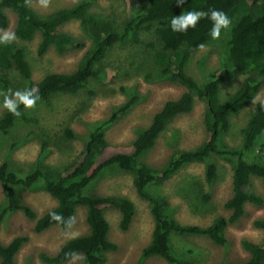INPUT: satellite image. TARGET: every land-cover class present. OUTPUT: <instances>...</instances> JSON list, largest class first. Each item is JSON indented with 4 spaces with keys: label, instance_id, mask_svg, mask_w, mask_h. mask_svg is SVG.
Returning <instances> with one entry per match:
<instances>
[{
    "label": "trees",
    "instance_id": "trees-1",
    "mask_svg": "<svg viewBox=\"0 0 264 264\" xmlns=\"http://www.w3.org/2000/svg\"><path fill=\"white\" fill-rule=\"evenodd\" d=\"M30 1L0 0V28L7 26L5 9L11 10L16 17L12 32L17 38L29 40L35 32L40 33L38 54L49 47L58 54L74 48H84V51L74 71L48 72L39 81L30 82L31 71L24 49L15 47L14 42L0 43V90L5 91L9 87L11 80L6 71L13 69L25 88L35 87L39 90L40 99L37 103L47 105L53 93H74L97 78L101 74L98 62L111 42L136 44L141 42L140 33L151 31L158 44L154 53L156 79L162 77L176 82L183 86L184 91L178 97L166 100L152 115L148 125L137 130L131 152L120 151L106 156L102 162L95 161L90 169L84 166L92 153L99 156L105 147L99 126L91 127L87 133L81 152L83 162L74 166L58 170L44 164L43 169L27 170L10 167L5 161L0 163V182L5 195L0 221L5 212L21 206L25 216L35 219L34 229L40 231L58 224L51 219L50 212L61 214L67 220L74 215L75 206L83 204L88 233L67 239L53 255L40 253V258L48 263H62L74 253L82 252V264H102L104 251L115 247L106 238L107 222L103 210L108 207L118 210V227L122 230L128 227L134 211L131 201L123 196L93 198L84 191L103 167L112 165L131 173L137 195L149 202L154 224L148 243L141 249L143 256L158 255L168 264H193L189 258L175 254L169 240L172 234L205 236L214 244H223L226 225L241 217L245 203L259 205L262 202V197L250 189L252 176L259 177L264 184V101H257L253 112L247 117L240 131L241 143L238 147L219 145L217 138L227 129L228 116L239 110L264 86V0H184L183 4L177 0H144L140 4H136V0H127L125 5L128 11L119 23L115 22L113 16L91 11L90 0H78L46 15L36 14L29 5ZM211 9L225 12L231 19V26L222 30L218 39L219 44L223 45L218 69L210 73L208 78L198 81L186 71L185 66L199 45L213 40L210 36L212 21L202 18L195 28H189L187 32L172 31L170 22L182 12H208ZM70 20L78 21L82 32L89 39L87 43L59 29V26ZM238 75H243L241 83L221 101L218 96L220 84ZM194 99L205 104L203 121L206 139L190 149L177 150L167 158L161 169H153L140 161L139 156L154 145L172 117L192 109ZM136 102V94H128L127 100L117 107L109 120L130 109ZM21 114L17 118L6 110L0 115V132L6 133L16 120L24 123L35 121ZM211 154L232 158L230 194L222 204L228 210V215H216L205 226L179 223L164 212V198L152 193L149 186L167 178L189 162H202L205 181L209 185L214 184L219 178V166L213 162ZM36 181H40L56 200V205L40 216H35L32 209L22 206L15 192V189L30 187ZM252 224L264 230V217L254 219ZM58 225L65 228L62 224ZM25 239L23 235H15L6 244L0 242V264H15L13 257ZM241 246L249 253L245 262L221 261L217 264H264V243L242 240Z\"/></svg>",
    "mask_w": 264,
    "mask_h": 264
},
{
    "label": "rangeland",
    "instance_id": "rangeland-1",
    "mask_svg": "<svg viewBox=\"0 0 264 264\" xmlns=\"http://www.w3.org/2000/svg\"><path fill=\"white\" fill-rule=\"evenodd\" d=\"M76 1L78 0H51L49 6L44 8L39 0H32L29 5L36 14L46 15ZM143 1L136 0V4ZM90 3L91 11L113 16L116 23L125 18L128 11L125 5L127 0H90ZM5 13L7 26L0 30L12 32L15 14L7 9ZM59 29L75 36L80 42L87 43L89 40L77 20L65 22ZM40 38V33L35 32L29 40L17 38L14 42L15 47L24 49L31 71L30 82L39 81L48 72L74 71L84 48H74L58 54L49 47L38 54ZM140 38L141 42L136 44L121 45L111 42L98 62L101 74L90 80L84 89L71 94L53 93L47 105L37 103L34 109L20 107L25 116L35 121L24 123L16 120L6 133L0 132V163L5 161L10 167L27 170L42 168L44 164L58 170L74 166L83 162L81 152L87 133L94 126H99L103 132L105 147L99 156L92 153L85 168L90 169L95 161L102 162V158L116 152H131L132 140L137 130L148 125L152 115L166 100L174 99L184 91L183 86L176 82L162 77L156 79L154 53L158 44L155 36L151 31H145L140 33ZM203 45V49L198 46L191 53L185 66L186 71L198 81L208 78L210 73L218 69L219 55L223 50L218 39ZM16 73L13 69L6 71L11 83L5 91L25 89V84L20 82ZM242 78L243 75H238L220 84L218 96L221 101L239 86ZM130 93L137 96L135 105L109 120ZM3 99L0 96V115L6 111L2 107ZM253 99L255 103L264 101V86L239 110L228 116V127L217 138L219 145L231 148L239 146L241 128L254 109ZM204 109V102L194 99L189 112L173 116L154 145L139 156L140 161L158 170L177 150L190 149L205 140ZM210 157L219 166V178L212 185L204 179V164L189 162L167 178L149 186L152 193L164 198V212L179 223L205 226L216 215H228V210L222 204L230 193L232 158L223 154H211ZM39 182L36 181L30 187L15 189L19 203L32 209L35 216H40L56 205L55 198ZM250 190L260 195L263 201L259 205L249 202L244 205L241 217L226 225L223 244H214L205 236L172 234L169 240L175 254L189 258L193 264L245 262L249 253L242 248L241 241L264 243V230L252 224L254 219L264 217V184L259 177L252 176ZM84 191L93 198L123 196L134 207L130 223L123 230L118 227V210L113 207L103 210L107 222L106 238L115 247L104 251L102 264H168L158 255L141 254V249L151 237L154 219L149 212V202L137 195L131 173L116 166H105L92 178ZM3 205L5 195L0 182V209ZM73 216L76 223L71 229L54 224L36 231L35 219L25 216L20 206L3 215L0 221V242L6 244L15 235L25 236L26 239L13 257L15 264H82V252L74 253L62 263H48L40 258V253L53 255L67 239L88 233L83 204L75 206Z\"/></svg>",
    "mask_w": 264,
    "mask_h": 264
},
{
    "label": "clouds",
    "instance_id": "clouds-1",
    "mask_svg": "<svg viewBox=\"0 0 264 264\" xmlns=\"http://www.w3.org/2000/svg\"><path fill=\"white\" fill-rule=\"evenodd\" d=\"M29 0H26L28 3ZM51 0H39V3L44 8H47ZM179 4H183L184 0H177ZM202 18H208L212 21V28L210 30V36L213 40L219 39L222 30H227L231 26V19L222 10L211 9L208 12L201 10H190L182 12L178 16H174L171 19L170 27L174 32H187L189 28H195ZM0 43L11 44L16 41L17 37L14 32L8 30H0ZM201 49L205 45H199ZM0 96H3L2 107L10 112L13 116L19 118L22 114L19 111V106L22 104L25 109H34L37 105V101L40 99L39 90L35 87L25 88L23 90L13 91L8 89L7 91L0 90ZM255 103V99H253ZM51 219L56 221L58 224H62L66 229H71L76 223L74 216H69L67 220L61 215L54 211L49 213ZM72 255V254H69Z\"/></svg>",
    "mask_w": 264,
    "mask_h": 264
},
{
    "label": "crops",
    "instance_id": "crops-1",
    "mask_svg": "<svg viewBox=\"0 0 264 264\" xmlns=\"http://www.w3.org/2000/svg\"><path fill=\"white\" fill-rule=\"evenodd\" d=\"M229 194H230V193H229ZM225 200H226V199H225ZM262 201H263V199H262ZM245 204H246V203H245ZM260 204H261V203H260ZM209 223H210V222H209ZM209 223H208V224H209Z\"/></svg>",
    "mask_w": 264,
    "mask_h": 264
}]
</instances>
